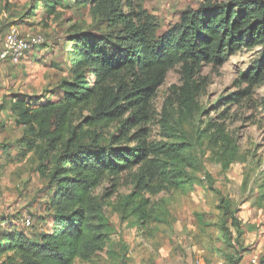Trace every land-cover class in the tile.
<instances>
[{
  "label": "rangeland",
  "instance_id": "obj_1",
  "mask_svg": "<svg viewBox=\"0 0 264 264\" xmlns=\"http://www.w3.org/2000/svg\"><path fill=\"white\" fill-rule=\"evenodd\" d=\"M34 1L0 0V49L12 25L42 38L18 64L0 62V104L14 93L32 102L45 97L56 101L59 81L70 71V38L80 32H120L112 14L87 0H62L54 15H48L44 0L32 15ZM204 1L124 0L123 7L128 11L125 4L130 2L135 18L156 38ZM262 60L263 50L255 48L230 56L218 69L202 65L196 76L205 79V90L197 110L183 119L177 104L163 113L174 87L182 85L181 66L167 72L153 100L149 139L185 145L186 182L182 188L152 182L151 191L135 196L131 173L105 179L95 195L109 222L108 240L102 252L73 264H227L229 256L234 264L243 258L241 264H264V84L239 83L241 73ZM240 90L239 103L221 104V98ZM209 121L224 125L232 144L214 142V132L204 131ZM21 137L9 107H0V227L18 229L36 241L50 231L52 188L38 170L37 155L19 147ZM136 203H144L145 218L133 211ZM26 217L30 226L24 225Z\"/></svg>",
  "mask_w": 264,
  "mask_h": 264
},
{
  "label": "trees",
  "instance_id": "obj_2",
  "mask_svg": "<svg viewBox=\"0 0 264 264\" xmlns=\"http://www.w3.org/2000/svg\"><path fill=\"white\" fill-rule=\"evenodd\" d=\"M87 1L112 14L120 32H80L70 38V71L59 81L56 101L32 102L14 93L0 104L9 107L22 129L19 147L37 155L38 170L52 188L50 231L34 241L18 229L0 227V264H73L102 252L110 226L95 190L105 179L131 173L135 196L151 191L152 182L184 186L185 145L149 139L153 100L169 70L181 66L182 85L174 87L163 113L177 104L181 119L198 108L206 87L205 79L196 76L202 65L218 69L238 52L261 48L263 60L244 70L239 83L264 84V0H205L156 38L135 18L130 2L124 11V0ZM61 2L44 0L48 15ZM39 4H32V15ZM243 93L226 95L221 104L239 103ZM168 120L169 115L162 119L165 129ZM206 126L214 142L232 144L224 125L209 121ZM133 211L145 218L144 203H136ZM197 219L201 222L202 216ZM233 259L229 256L227 264Z\"/></svg>",
  "mask_w": 264,
  "mask_h": 264
},
{
  "label": "built area",
  "instance_id": "obj_3",
  "mask_svg": "<svg viewBox=\"0 0 264 264\" xmlns=\"http://www.w3.org/2000/svg\"><path fill=\"white\" fill-rule=\"evenodd\" d=\"M3 46L0 49V62L18 64L27 54L32 52L35 47L42 43V38L38 34H23L15 25L10 27L3 39ZM25 226L31 225V220L26 217ZM252 264H257L252 261Z\"/></svg>",
  "mask_w": 264,
  "mask_h": 264
},
{
  "label": "crops",
  "instance_id": "obj_4",
  "mask_svg": "<svg viewBox=\"0 0 264 264\" xmlns=\"http://www.w3.org/2000/svg\"><path fill=\"white\" fill-rule=\"evenodd\" d=\"M243 260H244V258H243V259H240V260L238 261L237 264H241V263H243ZM227 263H228V262H227Z\"/></svg>",
  "mask_w": 264,
  "mask_h": 264
}]
</instances>
